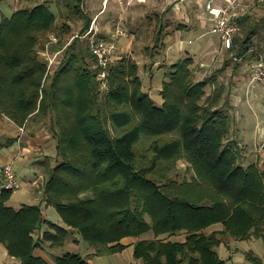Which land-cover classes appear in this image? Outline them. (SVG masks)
Masks as SVG:
<instances>
[{
    "label": "trees",
    "instance_id": "trees-1",
    "mask_svg": "<svg viewBox=\"0 0 264 264\" xmlns=\"http://www.w3.org/2000/svg\"><path fill=\"white\" fill-rule=\"evenodd\" d=\"M79 5L75 11L84 16ZM55 23L44 2L0 18V113L20 127L47 119L62 158L45 183L44 202L63 226L47 220L38 204L8 206L13 190L1 194L0 243L9 255L18 264H49L34 251L46 244L63 249L75 231L98 257L123 252L122 241L135 238L133 257L144 264H227L217 251L223 237L264 239V170L238 162L216 76L194 81L195 61L180 59L169 66L157 102L144 91L138 63L125 57L111 64L100 102L102 81L87 42L88 48L72 43L45 86L36 48ZM90 23L87 17L81 33ZM255 27L228 52L248 54ZM160 34L146 49L152 63ZM179 161L193 171L189 180L170 178ZM218 224L221 230L206 232ZM44 225L48 230L35 235ZM148 233L154 238L139 240ZM178 233L186 234L183 243L161 238ZM53 257V264H89L70 252ZM245 259L263 264L252 251Z\"/></svg>",
    "mask_w": 264,
    "mask_h": 264
},
{
    "label": "rangeland",
    "instance_id": "rangeland-1",
    "mask_svg": "<svg viewBox=\"0 0 264 264\" xmlns=\"http://www.w3.org/2000/svg\"><path fill=\"white\" fill-rule=\"evenodd\" d=\"M126 1L128 0H123V4L121 5L122 8L116 11L112 0H0V18L1 15L10 17L16 10L31 8L39 2L48 4L51 11L54 12L56 17V28H54L51 33L55 34L60 39L58 47H66V49L60 55L59 64L55 69H52L48 81L44 83L45 86H48L51 76L65 60L67 49L70 48L72 43L76 45L75 48L80 46L88 48L87 42H89V40L87 37H84L85 33H81V29L88 16H98V21L104 20L106 22H112V24L116 23L113 27L119 28V38H125L124 40L129 44L127 47L126 45L123 47H126L124 51L119 50L117 60L128 57L132 61H136L139 65V73L143 81L144 91L152 94L155 99L157 98V102H161L160 98H158L160 92L159 88L162 87L165 80L167 81V79H165V74L169 71V66L177 62L179 60L178 58L185 56L182 52L185 53L187 51L188 54L191 53L193 56L204 54L202 53L204 48H201L202 46H200L199 43L200 40L220 45L219 37L209 33V26L207 24L206 27H201V16L205 18L209 13L204 10L205 3L201 0H139L140 2L134 0L129 6L125 5ZM221 1L223 0H215L214 7H216V5L219 6ZM179 2H184V10L182 9L180 14H178L179 11L173 10L174 5ZM238 2L239 9L241 5L244 6L245 14L241 17V31L235 37V42L245 38L247 29L249 30L256 26L251 42L247 44V53L249 55L246 54L245 56L242 55L238 57L235 50L228 53L224 52V54L220 56L217 55V57H209L205 54L201 55L200 59L203 60L207 58V62L201 67V63L198 62L202 61H196L197 63L192 67L193 78L194 81H199L216 76L215 78H217L218 81L217 85H223L225 92L224 98L220 101V108L229 115L230 132L228 140L235 141L239 146L240 155L238 162L244 167L254 164L258 166L259 170H264V85L255 82L251 74L252 65L257 60V55L263 56L262 58L264 59V0H245L243 2L240 0ZM78 4H80L79 9L84 12V16L76 13L75 7ZM195 22H199L197 31H187L189 32L188 35L183 32L186 39L193 40L191 45L188 46L189 49L179 52L180 54L177 51L173 52L169 50L168 48L179 40V37L175 36V33L178 31L177 27H195ZM65 26L70 27V31H67ZM159 32H161L159 36L160 45L153 52L155 63H152L151 59L146 54V49L148 48L151 50L153 46H155V39ZM41 41L42 42H40L36 48L38 54L42 52L44 44L48 41V35L46 37L44 36ZM221 51L223 50L221 49ZM193 52H195V54H193ZM234 57H236L237 60H235ZM39 59L42 61L41 55ZM105 86V82L99 85V89L101 90L100 102H102L103 96L105 95L107 88ZM212 89L213 88L208 87L206 89L207 94L210 93ZM37 122L41 125L42 122L48 123V120L40 117ZM50 129L51 127L48 124L47 130L50 131ZM54 132L57 133V130L55 129ZM53 133L51 134L52 136ZM61 159L62 158L57 156L56 152L54 158L48 159V163L44 162L43 166L39 168L36 167L37 169L35 168L32 170L30 167V171L25 172L22 171L23 168L18 169L17 171L19 172H16L18 181H20L19 178H37V175L40 176L41 173H46L47 176L44 177L43 175L42 177H44V180L40 178L39 182L37 179L34 180L35 187L32 188L31 191L21 186L19 188L16 187V189L18 188L16 191L17 195L13 196L11 199V205L14 206L15 203L19 201L25 205L27 204L26 206H28V204L34 206L39 203L38 205L42 208L46 216L48 215V218L52 222L55 221V223H58L59 214L57 211L51 206H46L42 200L44 201V186L52 173L51 170ZM179 162L176 169L170 174V178L179 182L189 180L194 175L193 171L184 161ZM35 172H37V175H34ZM220 228L222 229V226H219V229ZM46 230H48V227H46L45 231ZM75 234H77V232L74 231L67 239L73 238ZM183 235L182 233H178L175 236L166 235L161 238L165 241H167V239L168 241H183L185 238ZM153 238V234L148 233L139 240H151ZM75 239L81 238L78 236L75 237ZM222 241L220 253L225 252V249L232 251L234 248L241 249L250 246L249 242H239L233 240L230 236L223 237ZM251 241V247L264 262V239L256 240L253 238ZM82 244L81 247L76 248V246L73 245V241H70L69 246L67 245L63 249H57L56 251L63 252L70 250L85 253V248L89 246L86 243ZM48 246L49 245L46 244L45 247L49 248ZM222 255H224V253ZM45 258L50 261L52 260L48 253L45 255ZM92 259L94 264H131L132 262H141V260H136L131 252L105 257L94 255ZM237 259L244 260V256L240 257L237 255ZM185 264H187V262H185Z\"/></svg>",
    "mask_w": 264,
    "mask_h": 264
},
{
    "label": "crops",
    "instance_id": "crops-1",
    "mask_svg": "<svg viewBox=\"0 0 264 264\" xmlns=\"http://www.w3.org/2000/svg\"><path fill=\"white\" fill-rule=\"evenodd\" d=\"M122 1L123 0H112V2L114 3V8L116 11H118V9L122 8V6H121L123 4ZM201 1L206 3V0H201ZM241 1L243 2L245 0H241ZM133 2H134V0H128V1H126L125 5L129 6ZM138 2H140V1L138 0ZM227 2H228V0L227 1L223 0L220 2V5L219 6L216 5L215 8L220 9V7L226 5ZM183 3L184 2H179L178 4H175L173 7V10L179 11L178 14H180L182 12L181 10L182 9L184 10V7H183L184 4ZM204 10H205V6H204ZM209 14H211V13H208V16L205 18H204V16H201L202 17L201 18V23H202L201 27H203V26L206 27V24H207L209 26L208 27L209 31H210L209 33H211L210 29H211L212 23H213L212 20L215 18H214V14H211V15H209ZM244 14H245V9H244V6L241 5V8L237 10L238 19L241 20V17ZM88 19L91 20L88 31L93 26L94 28H96L95 29L96 33L100 38H103V39L108 40V41H114L116 43L117 50L115 52V59L114 60L117 61V59H118L117 54L119 53V50L124 51L125 48L127 47V45H129V44L124 40L125 38H119V32H118L119 28L113 27V26H115L116 23L112 24V22H106L104 20L98 21L99 20L98 16H95V17H89L88 16ZM93 22H94V24H93ZM198 24H199V22H195V27H190L188 24L187 25L189 27L183 26L180 29L177 27L178 31L175 33L176 34L175 36L179 37L178 38L179 40L176 41L175 43H173L172 44L173 46H170L168 49L173 51V52L177 51L178 53L185 51V50H188L189 49L188 46L191 45V42H193V40L186 39L185 36L183 35V32L187 33V35H188V33L192 30L194 32L197 31ZM187 31H189V32H187ZM211 34H213V33H211ZM213 35H215V34H213ZM218 39L220 40V38H218ZM215 41H216V39H215ZM217 42H218V40H217ZM199 43H200V46H202L201 48H204L202 53H204L205 55H208L209 57H211V56L217 57V55L220 56L221 54H224V52L228 53V51H225L222 49L221 41L219 42L220 45L219 44L216 45V43L214 44L213 42H206L204 40H200ZM125 45H126V47L123 48ZM184 47H185V49H184ZM182 49H184V50H182ZM221 49L223 51H221ZM169 50H168V53H169ZM219 52H221V53H219ZM182 53L185 54V56L178 58V59L180 60V59H183L187 56L192 57L193 60L195 61L193 64V67L195 66V64L197 63L196 61H198V60L202 61V62H200V61L198 62V63H201L200 64L201 67H203V65H205V63L207 62V60H206L207 58H205L203 60L200 59L201 58L200 56L204 55V54H199L197 56H193L191 53L188 54L187 51L185 53L184 52H182ZM193 54H195V52H193ZM161 88H159V91L162 90ZM37 120H38V118L29 119L22 127H20L19 125L14 123L12 120L3 116L0 113V183H2L4 181L3 176H2V171L7 166H10L14 170L15 174H17L19 172L17 170L20 168H23L22 171H24V172L30 171V169H29L30 167L32 170H34L36 167L39 168V167L43 166L44 162L48 163V159L54 158L56 156L57 151H56L55 140H54V137L51 135L50 131L47 130L48 123L42 122L40 125L37 122ZM21 128H23V130H21ZM34 175H37V172H35ZM43 175H44V177L47 176L46 173L45 174L41 173L40 176L37 175V178L36 177L35 178L27 177L26 179L19 178L20 181H18V178H17V186H18V188L21 186L22 188L24 187L25 189L31 191L32 188L35 187L34 186V183H35L34 180L37 179L38 182L40 181V178H43L42 180H44V177H42ZM18 188L13 190V194L10 197L9 201L7 202L8 206H11L15 209H19L21 206L25 205L24 203H21L20 201L15 203L14 206L11 205L12 204L11 199L13 198V196L17 195L16 191L18 190ZM17 200H19V199H17ZM42 202L45 203L43 200H42ZM43 215L46 216L45 213ZM48 217L49 216L47 215L46 219ZM47 220L51 221L49 218ZM57 221H58V223H55V221H54V223L59 225V226H63L62 222H61V218L59 216H58ZM219 226H222V225H220V224L214 225V226L210 227L206 232L211 233L213 231L221 230V228L219 229ZM46 227L47 226L44 225L41 230H38L35 232V235H37L38 237H41L43 232L45 231ZM183 234H184L183 236L186 238V234L185 233H183ZM78 236L81 238V236L77 233V234H75V236H73V238H71L69 240L67 239L66 240V246L67 245L69 246L70 241L71 242L73 241V245L76 246V248L81 247L83 245L82 243H84V242L81 239L76 240L75 237H78ZM173 236H175V235H173ZM185 238L183 241H176V240L175 241L183 243L185 241ZM256 240H258V239H256ZM136 241L137 240L135 238L124 239L122 241V243L125 246H127V248L123 252L115 254V255L124 254L126 252L127 253H130V252L133 253V251L135 249V248H133V244ZM247 242L250 243L249 247L241 248V249L234 248L232 251H230L229 249H225V252H223L224 255H222L223 253H220L221 251H220V247H219L217 249V251H219L218 255L222 260L226 261L227 264H251L245 259V253H247L248 251H252L255 253V255H257V252H255L254 249L251 247L252 241L248 240ZM85 250H86L85 253H82L81 251H70V250L63 251V252L64 253L70 252V253L79 254L81 257H83L85 259V261H87V263L94 264V261L92 259L94 257L93 249L88 247V248H85ZM46 252L48 253V255H50V259H52L51 261L49 259L47 260V258H45V255H47ZM63 252H58L54 249H51V247L47 248L44 245L42 249H36L34 251V254H35V256L46 260L49 264H53V258H54L53 256H60L61 254H63ZM237 255H239L240 257L244 256V260H238ZM262 262H263V260H262ZM18 263H19V260L10 256L6 247L0 243V264H18ZM131 264H144V263L141 260L140 263L132 262ZM263 264H264V262H263Z\"/></svg>",
    "mask_w": 264,
    "mask_h": 264
},
{
    "label": "built area",
    "instance_id": "built-area-1",
    "mask_svg": "<svg viewBox=\"0 0 264 264\" xmlns=\"http://www.w3.org/2000/svg\"><path fill=\"white\" fill-rule=\"evenodd\" d=\"M240 0H228L227 4L221 6L220 9L214 7L215 0H206L205 10L214 14L212 20L211 33L220 38L222 49L229 51L234 46V39L241 31L240 22L237 15ZM95 22V21H94ZM93 22V24H94ZM96 28L93 26L84 37L89 40V51L95 59L96 68L99 70L98 79L103 83L107 82L110 67L115 59V52L117 50L114 41H108L100 38L96 33ZM60 39L53 33L48 35V41L44 44L41 59L46 64V73L44 81L49 78L52 69H55L60 62V55L66 47L59 48ZM237 60L236 57H234ZM252 79L264 85V59L261 55H257V60L252 65ZM43 81V82H44ZM23 130V128H21ZM4 181L0 183V196L3 191L15 190L17 186V176L14 170L7 166L3 170Z\"/></svg>",
    "mask_w": 264,
    "mask_h": 264
}]
</instances>
